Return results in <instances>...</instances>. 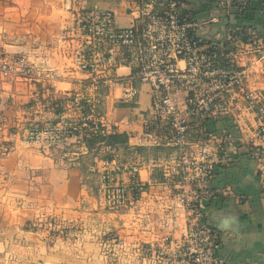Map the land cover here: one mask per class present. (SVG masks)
Returning a JSON list of instances; mask_svg holds the SVG:
<instances>
[{
    "label": "crops",
    "instance_id": "1",
    "mask_svg": "<svg viewBox=\"0 0 264 264\" xmlns=\"http://www.w3.org/2000/svg\"><path fill=\"white\" fill-rule=\"evenodd\" d=\"M205 1L190 0L200 19L209 18L212 8ZM139 5L135 0H0V55L24 56L45 75L0 77V264H165L151 252L166 235L177 237L173 220L182 218L170 183L169 161L176 159L177 151L146 138L152 131L148 126L152 93L137 80L136 50L125 48L123 66L103 74L108 83L102 80L98 86L97 112L114 134L126 135L129 149L161 146L172 152L166 159H154L149 153L142 157L113 149L112 155L124 161L156 160L163 167L140 170L147 193L133 209L113 214L114 220L108 217V231H101L100 223L84 222L86 203L93 202L97 211V180L88 174L86 164L64 165L55 152L22 142V133L32 124L57 118L62 111L57 99L77 93L87 83L71 59L78 12L110 10L116 25L123 28L135 22ZM239 17L237 26L226 29H252L264 39V1L250 2ZM212 28L205 31L206 37L219 35L218 31L209 36ZM250 86L264 89L263 77L251 74ZM131 87L138 95L123 99ZM212 188L222 197L206 203L204 210L218 235L217 255L225 264H264V189L245 147H238L228 168L215 173ZM47 220L60 222L59 233L64 236L42 229L41 222ZM141 248L150 254L144 256Z\"/></svg>",
    "mask_w": 264,
    "mask_h": 264
},
{
    "label": "built area",
    "instance_id": "2",
    "mask_svg": "<svg viewBox=\"0 0 264 264\" xmlns=\"http://www.w3.org/2000/svg\"><path fill=\"white\" fill-rule=\"evenodd\" d=\"M252 1L256 0H216L217 10L225 16L241 13ZM183 2L144 0L135 11V22L123 28L110 10L79 11L71 59L87 83L77 93L57 99L62 110L57 118L32 124L22 133V142L55 152L67 166L91 156L88 172L97 177L95 209L112 214L133 209L148 191L140 170L163 164L120 161L103 142L93 147L87 142L115 133L97 112L96 92L102 80L108 83L103 74L123 66L120 49L136 50L137 80L152 93L148 121L152 131L146 138L177 151L176 159L169 161L170 183L182 213L181 220H173L177 237L166 235L157 250L141 248V253L151 252L165 264H225L217 255L218 235L204 209L222 197L212 181L217 171L233 163L239 146L247 149L264 189V89L250 86L253 73L264 79V39L252 29L238 27L227 28L222 39L202 37L200 32L220 19L210 16L197 23L184 11ZM0 77L45 75L24 56L3 54ZM137 95L131 87L122 98Z\"/></svg>",
    "mask_w": 264,
    "mask_h": 264
},
{
    "label": "trees",
    "instance_id": "3",
    "mask_svg": "<svg viewBox=\"0 0 264 264\" xmlns=\"http://www.w3.org/2000/svg\"><path fill=\"white\" fill-rule=\"evenodd\" d=\"M137 1L138 4H141L142 3V0H135ZM184 2V11L187 12V13H190L191 16H196V14L194 13V10H192L190 8V5L192 4V2H190V0H183ZM259 1V0H258ZM214 2L216 3V0H208L207 2L205 1V3H207V6L208 7L209 5H213ZM210 6V7H211ZM248 7V6H247ZM246 7V9H247ZM246 9L241 12V13H237L238 16H243ZM197 13V12H196ZM206 32H200V35L202 37H206L205 36ZM208 38V37H207ZM122 55L126 52V49H122ZM126 55H123V57H125ZM135 57L137 58V54L135 55ZM137 61V59H134ZM98 142H103L106 146H108L109 148H112V149H115L116 151L118 149H121L123 152L126 151L128 152L129 154H132V153H136L137 155H140L142 157H146L147 156V153H149L154 159H160V158H164L166 159V157L172 152V150H168V149H165L164 147H161V146H155L154 148H151V149H147L149 150V152L145 149V150H142V149H129L127 147V137L126 135L124 134H112V135H109L107 137H100V136H96V137H93L91 139L88 140V144L90 146H94L95 144H97ZM174 150H176L175 148H173ZM147 151V152H146ZM106 157H109L108 155ZM118 160L120 161H124L122 159H120L119 157H117ZM91 161H92V158L91 156H87V157H84V158H81L79 159L75 164V165H81L82 163L86 164V167H87V172H88V166L91 164ZM88 174L95 178L97 180V177L95 175H92L88 172ZM96 188V187H95ZM94 193H95V190H94Z\"/></svg>",
    "mask_w": 264,
    "mask_h": 264
},
{
    "label": "rangeland",
    "instance_id": "4",
    "mask_svg": "<svg viewBox=\"0 0 264 264\" xmlns=\"http://www.w3.org/2000/svg\"><path fill=\"white\" fill-rule=\"evenodd\" d=\"M86 208H87V211H86L84 222H86V224H90V225H92V224L93 225H95V224L99 225L98 223H100L101 224V226H100L101 231H103V232L108 231L107 230L108 227L105 225H107L110 222L109 219H111V218L108 219V217H112L113 220L115 219L114 215L111 213H108V212H104V211L93 210V202L86 203ZM115 215H120V214H115ZM41 223H42V227H41L42 229H44V227H46V230L50 231V233H54V231H55V235L64 236L65 233H63V234L59 233L62 231L61 230L62 224L60 222L56 223V222H52L51 220H47L46 222L43 221Z\"/></svg>",
    "mask_w": 264,
    "mask_h": 264
},
{
    "label": "water",
    "instance_id": "5",
    "mask_svg": "<svg viewBox=\"0 0 264 264\" xmlns=\"http://www.w3.org/2000/svg\"><path fill=\"white\" fill-rule=\"evenodd\" d=\"M210 16H213V17H217L220 19V23H218L217 25H215L211 31L209 32V36H213L214 34H216L218 31H219V39H222L225 32H226V26L227 25H236L238 24V22L242 19L238 16L237 13H231L229 14L227 17H224L222 13H220L218 10H217V3L214 2V4L212 5V8H211V11L209 13ZM195 19L197 21V23H202L204 21H206V18L205 19H200L198 17V15L195 16ZM242 21V20H241ZM237 26V25H236ZM243 27H246V24L243 26ZM251 27V26H250Z\"/></svg>",
    "mask_w": 264,
    "mask_h": 264
},
{
    "label": "flooded vegetation",
    "instance_id": "6",
    "mask_svg": "<svg viewBox=\"0 0 264 264\" xmlns=\"http://www.w3.org/2000/svg\"><path fill=\"white\" fill-rule=\"evenodd\" d=\"M205 12H206V10H205Z\"/></svg>",
    "mask_w": 264,
    "mask_h": 264
}]
</instances>
